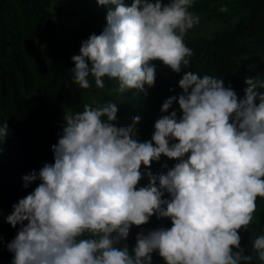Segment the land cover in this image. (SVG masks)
I'll return each mask as SVG.
<instances>
[{
    "label": "clouds",
    "instance_id": "clouds-1",
    "mask_svg": "<svg viewBox=\"0 0 264 264\" xmlns=\"http://www.w3.org/2000/svg\"><path fill=\"white\" fill-rule=\"evenodd\" d=\"M97 3L112 7L103 31L72 57L75 83L88 89L94 78L103 88L107 76L123 93L143 91L155 84L153 61H162L183 73V91L165 100L161 112L178 100L182 115H162L151 140L140 142L141 117L117 126L115 102L65 114L52 146L54 163L23 177L25 188L40 183L6 217L20 225L7 244L11 264H152L154 252L165 264L250 262L240 230L251 223L257 197L264 198V81L247 77L239 98L221 77L183 71L194 55L184 37L200 23L190 11L194 0ZM7 131L4 121L0 137ZM162 154L178 162L153 174L150 165ZM145 176L147 186L137 187ZM154 214L170 218L172 226L138 233L130 251L122 241ZM252 246L264 261V235Z\"/></svg>",
    "mask_w": 264,
    "mask_h": 264
},
{
    "label": "trees",
    "instance_id": "trees-1",
    "mask_svg": "<svg viewBox=\"0 0 264 264\" xmlns=\"http://www.w3.org/2000/svg\"><path fill=\"white\" fill-rule=\"evenodd\" d=\"M54 2L0 0V125L6 121L8 126L7 135L0 137V264H11L14 253L7 244L20 228L13 227L6 217L14 211L13 205L40 183L37 180L25 188L23 177L33 170L38 172L44 163H54L52 146L58 143L65 114L82 111L84 104L115 102L119 111L114 123L126 127L140 116L137 134L143 141L151 140L155 122L162 115L173 110L178 117L182 115L178 100L167 113L161 112L165 100L183 91L179 86L183 73L174 72L162 61H153L156 81L152 87L145 85L143 91L123 93L119 81L107 76L103 88L96 86L94 78H90L91 88L76 84L72 57L81 54L82 42L91 34L103 31L112 6H101L97 0H74L83 13L69 15L66 10L54 9ZM125 2L130 5L131 0ZM222 5H227L226 12L220 11ZM190 11L199 15L200 23L184 37L194 55L183 71L221 77L243 98L247 77L264 81V0H194ZM78 21L82 24L78 30L68 27ZM177 162L162 154L150 170L166 173ZM148 183L145 176L137 187ZM165 197L170 198V194ZM171 226L170 218L154 214L146 224L133 225L122 244L131 251L138 233ZM240 234L241 247L252 256L244 264H264L252 246L264 235V198L257 197L253 219ZM152 264H165L158 252L152 254Z\"/></svg>",
    "mask_w": 264,
    "mask_h": 264
},
{
    "label": "rangeland",
    "instance_id": "rangeland-1",
    "mask_svg": "<svg viewBox=\"0 0 264 264\" xmlns=\"http://www.w3.org/2000/svg\"><path fill=\"white\" fill-rule=\"evenodd\" d=\"M54 9L60 10H66L65 14L71 15L72 12L77 11L78 13L82 14L81 9L78 8V6L75 5L74 0H55L54 5L52 6ZM81 22L78 21L77 24L71 25L68 24V27L71 28V30H78L81 27ZM66 33H63L65 35ZM69 36V35H68ZM136 138L140 141L143 142L142 138L137 134ZM155 174V173H153Z\"/></svg>",
    "mask_w": 264,
    "mask_h": 264
}]
</instances>
